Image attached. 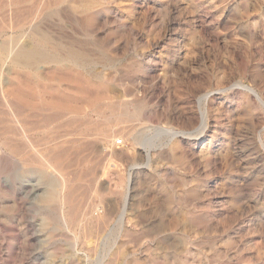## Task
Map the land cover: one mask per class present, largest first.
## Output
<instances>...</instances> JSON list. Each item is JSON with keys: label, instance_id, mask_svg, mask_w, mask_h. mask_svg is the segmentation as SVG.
Here are the masks:
<instances>
[{"label": "rangeland", "instance_id": "rangeland-1", "mask_svg": "<svg viewBox=\"0 0 264 264\" xmlns=\"http://www.w3.org/2000/svg\"><path fill=\"white\" fill-rule=\"evenodd\" d=\"M56 3L0 0V43L60 59L0 50V264H264V104L242 86L264 100V0ZM71 47L80 64L58 54Z\"/></svg>", "mask_w": 264, "mask_h": 264}, {"label": "bare ground", "instance_id": "bare-ground-1", "mask_svg": "<svg viewBox=\"0 0 264 264\" xmlns=\"http://www.w3.org/2000/svg\"><path fill=\"white\" fill-rule=\"evenodd\" d=\"M25 1V0H24ZM58 1V0H57ZM46 2V1H45ZM62 3V2H61ZM55 4L56 0H55ZM63 6V5H62ZM66 8V7H65ZM69 8V7H68ZM20 11V10H19ZM29 13V12H28ZM31 19V18H30ZM37 19V18H36ZM20 23V22H19ZM35 29V28H34ZM45 38V36H44ZM40 39V38H39ZM37 43V42H36ZM40 44V43H38ZM41 45V44H40ZM38 46V45H37ZM37 46H33V47H26V46H21V47H10L8 45H6L5 43H0V50L9 58L11 57L12 63L13 64H21L27 67H34L35 65L39 64V63H57L60 61V59L56 56V54H53L52 52H49L45 49H42L40 47ZM52 51V50H51ZM61 57L63 55V58L65 60H68L69 62H72L73 64H80L81 62H83L85 60V58L87 57V55L79 49H75V48H69L66 51H62V49H59V53H58ZM6 57V58H7ZM10 61V60H9ZM66 66V65H65ZM51 68V67H50ZM79 69V68H78ZM81 74V73H80ZM78 77V76H77ZM81 78V77H80ZM78 80V79H77ZM80 81V80H79ZM100 84V83H99ZM77 86V85H76ZM102 86V85H101ZM242 86L246 89V91H250V93H253L258 99H260V101L262 102V104H264V100L260 97V95L258 94V92L253 89L252 87H250V85L247 84H242ZM109 88V87H108ZM117 88V87H116ZM115 88V89H116ZM13 89H2L0 94L3 97V99L9 104L10 101H8V98L10 97L11 94H13ZM110 90V88H109ZM108 90V91H109ZM119 90V89H118ZM45 91V90H44ZM113 92V91H112ZM65 93V92H64ZM63 93V94H64ZM88 93L87 91H83L82 95L85 96V94ZM123 93V92H122ZM49 94V93H48ZM58 94V93H57ZM113 94V93H112ZM103 95V94H102ZM118 95V94H117ZM121 95V92H120ZM60 96V95H59ZM116 96V95H115ZM26 97V96H25ZM104 97V96H103ZM31 98V97H29ZM85 98V97H84ZM106 99L111 100L110 102H107L106 105L107 107H109L111 109V111L114 113V111L116 110H121V112L119 111V117L122 116H130L131 118L135 119L140 115V110L142 108V104L140 102L137 103L136 107H135V111L133 113H128L127 111V106L129 105L128 101L124 100V99H119V100H114L113 98L115 97H105ZM209 96L207 94L202 95L199 98V104H200V119H201V124L199 127V132L203 133L206 129H207V121H208V110L206 108V103L208 100ZM11 99V98H10ZM127 99V98H126ZM132 99V98H131ZM32 100V99H31ZM37 100V99H36ZM81 100V99H79ZM39 102V101H38ZM42 102V101H41ZM55 103V102H54ZM52 102H49V107H57L60 108L61 112L63 115H66L67 113H70L71 111L68 112V107H71V105L68 103V100H62V105L61 106H57ZM102 104V103H101ZM60 105V104H59ZM77 106V105H76ZM75 105L73 107H76ZM27 108V107H26ZM44 108V107H43ZM33 109V108H32ZM48 109V108H47ZM79 109V108H78ZM81 109V108H80ZM11 110V109H10ZM29 111V110H28ZM35 111V110H34ZM47 111V110H46ZM94 113V112H92ZM98 113V112H97ZM39 114V113H38ZM96 114V113H95ZM29 115V114H28ZM87 115V114H86ZM101 115V114H99ZM69 116V115H68ZM71 116V115H70ZM7 118V117H6ZM19 118V117H18ZM17 118V119H18ZM108 120V117H105ZM104 118V119H105ZM23 119V118H22ZM44 119V118H43ZM14 120V119H13ZM73 120V119H72ZM29 121V120H28ZM63 121V120H62ZM11 122V121H10ZM16 122V121H15ZM48 122V121H47ZM78 122V121H77ZM23 123V122H22ZM66 123V122H65ZM119 123V122H118ZM6 124V123H5ZM28 124V123H27ZM48 124V123H46ZM58 124V123H56ZM1 125V124H0ZM55 125V124H54ZM79 125V124H78ZM82 125V124H81ZM80 125V126H81ZM84 125V124H83ZM98 125V124H97ZM10 126V125H9ZM18 126V125H16ZM53 126V125H52ZM51 126V127H52ZM79 127V126H77ZM88 127V126H87ZM132 127V126H131ZM63 128V127H62ZM76 128V127H75ZM85 128V127H83ZM44 129V128H43ZM50 129V128H49ZM57 129V128H56ZM99 129V128H98ZM81 130V129H80ZM102 130V129H101ZM1 131V130H0ZM57 131V130H56ZM90 131V130H89ZM94 131V130H93ZM51 132V131H50ZM169 133H171V137L175 138V137H179V136H190L192 135L193 132H188V131H183V130H174V129H170L168 130ZM91 133V132H90ZM103 133V132H102ZM101 133V134H102ZM31 134V133H30ZM33 134V133H32ZM77 134V133H76ZM100 134V133H99ZM110 134V133H109ZM7 135V133H6ZM5 135V136H6ZM103 135V134H102ZM33 136V135H32ZM67 136V135H66ZM85 136V135H84ZM92 136V135H91ZM129 136H133L132 133L129 134ZM10 137V136H9ZM24 137V136H23ZM46 137V136H45ZM2 138V137H1ZM171 138V139H172ZM134 139V138H133ZM20 140V139H19ZM54 140V139H53ZM77 140V139H76ZM50 141V140H49ZM55 141V140H54ZM11 141H9L10 143ZM61 142V141H60ZM6 143V142H5ZM17 143V142H16ZM15 143V144H16ZM59 143V142H58ZM55 144V143H54ZM63 144V143H62ZM8 145V144H7ZM61 145V144H60ZM15 146V145H14ZM16 152L21 154L23 151L21 150L22 147L16 145ZM26 146V145H25ZM11 149V148H10ZM13 149V148H12ZM24 149V148H23ZM40 150V149H38ZM27 151V150H26ZM50 152V151H49ZM147 156H150V151L148 150L147 152ZM23 156H26L24 154H21ZM39 153L38 152H34V155H28V158L25 159V162H34L35 163V157H39ZM53 157V156H52ZM51 157V158H52ZM65 157V156H64ZM55 158H58V154L55 155ZM39 159V158H38ZM47 159V158H46ZM39 161V160H38ZM52 162V160L50 161ZM76 162V161H75ZM148 163H150V157L148 158ZM59 164V163H58ZM63 164V163H62ZM51 167L54 166V164H50ZM65 165V164H64ZM87 166V165H86ZM140 167L139 165H133L131 167V169H135ZM57 171V170H56ZM46 180H47V187H48V193L44 196L45 200L48 202H53L57 199L58 196V191H59V185L58 182L56 181V179L54 178L53 174H46ZM58 177V176H57ZM60 181V180H59ZM132 182H133V174L132 172H129L128 177H127V192H126V196H125V202L123 204L122 207V211L120 214V219L123 220L124 215H126L125 211L127 209V205H128V200L130 197V191H131V187H132ZM60 183V182H59ZM65 184V182H64ZM62 187V186H61ZM66 187V186H65ZM64 192V190H63ZM65 199V198H64ZM67 202V201H66ZM72 210V209H71ZM73 212V211H72ZM71 214V212H70ZM64 219H65V223H67V225H69V221L70 222H74L75 220L73 219H68L65 217L64 215ZM62 220V219H61ZM80 220V219H78ZM76 220V222L78 221ZM69 227V226H68ZM86 236H87V231H86Z\"/></svg>", "mask_w": 264, "mask_h": 264}, {"label": "built area", "instance_id": "built-area-1", "mask_svg": "<svg viewBox=\"0 0 264 264\" xmlns=\"http://www.w3.org/2000/svg\"><path fill=\"white\" fill-rule=\"evenodd\" d=\"M117 143V142H116ZM123 143V140H119L118 141V144H122Z\"/></svg>", "mask_w": 264, "mask_h": 264}]
</instances>
